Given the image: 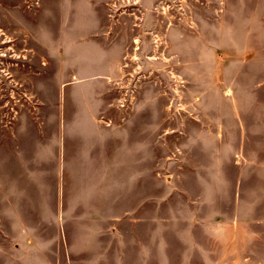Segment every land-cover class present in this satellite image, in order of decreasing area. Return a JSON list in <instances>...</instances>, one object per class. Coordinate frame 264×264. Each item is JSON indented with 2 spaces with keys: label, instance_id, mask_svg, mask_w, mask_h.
<instances>
[{
  "label": "rangeland",
  "instance_id": "rangeland-1",
  "mask_svg": "<svg viewBox=\"0 0 264 264\" xmlns=\"http://www.w3.org/2000/svg\"><path fill=\"white\" fill-rule=\"evenodd\" d=\"M0 264H264V0H0Z\"/></svg>",
  "mask_w": 264,
  "mask_h": 264
}]
</instances>
